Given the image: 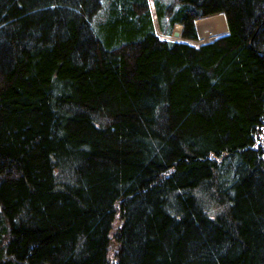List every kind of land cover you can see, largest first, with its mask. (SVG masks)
I'll list each match as a JSON object with an SVG mask.
<instances>
[{
  "label": "trees",
  "instance_id": "obj_1",
  "mask_svg": "<svg viewBox=\"0 0 264 264\" xmlns=\"http://www.w3.org/2000/svg\"><path fill=\"white\" fill-rule=\"evenodd\" d=\"M0 264H264V0H0Z\"/></svg>",
  "mask_w": 264,
  "mask_h": 264
},
{
  "label": "rangeland",
  "instance_id": "obj_2",
  "mask_svg": "<svg viewBox=\"0 0 264 264\" xmlns=\"http://www.w3.org/2000/svg\"><path fill=\"white\" fill-rule=\"evenodd\" d=\"M207 17H209V16H207ZM207 17L200 18L199 20L205 19ZM218 17H219V19H222V21H224V18H223L222 15H218ZM224 23H225V21H224ZM211 25H214V27H212ZM203 27H202L203 29H206V28L207 29L209 28V30L212 29L213 34L212 35H209V36H205V38H202V37H200L201 35H199V38H198L199 40L197 41V43H203V42L210 41L214 37H217L220 34L225 33L227 31L226 29L223 30V27L220 28L217 24H210V25H208L206 27L205 26H203ZM175 29H177L178 31H180L181 30V27H176ZM156 30H157L158 33H160V31H159L158 28H156ZM201 31H202V29H201ZM168 39H170V40H178V41L182 40V38H180V37H173V36H168Z\"/></svg>",
  "mask_w": 264,
  "mask_h": 264
},
{
  "label": "bare ground",
  "instance_id": "obj_3",
  "mask_svg": "<svg viewBox=\"0 0 264 264\" xmlns=\"http://www.w3.org/2000/svg\"><path fill=\"white\" fill-rule=\"evenodd\" d=\"M210 24H217L220 28L223 27V30L226 29V25H225L224 21H222V19H219V17H217L216 14H215V16L212 15V16H209V17H207L205 19L199 20L196 23V26H197V28L199 30L202 29L203 35L206 34L208 36V35H212L213 34V31H212V29L209 30V28L208 29L207 28L206 29H203L204 28L203 26L206 27V26H208ZM211 26L214 27V25H211ZM176 27H179V26L176 25ZM207 31H208V33H206Z\"/></svg>",
  "mask_w": 264,
  "mask_h": 264
},
{
  "label": "water",
  "instance_id": "obj_4",
  "mask_svg": "<svg viewBox=\"0 0 264 264\" xmlns=\"http://www.w3.org/2000/svg\"><path fill=\"white\" fill-rule=\"evenodd\" d=\"M172 34H173L174 37H179L180 31L174 30Z\"/></svg>",
  "mask_w": 264,
  "mask_h": 264
},
{
  "label": "crops",
  "instance_id": "obj_5",
  "mask_svg": "<svg viewBox=\"0 0 264 264\" xmlns=\"http://www.w3.org/2000/svg\"><path fill=\"white\" fill-rule=\"evenodd\" d=\"M218 15H221V14H216L217 17H218ZM213 16H215V15H213Z\"/></svg>",
  "mask_w": 264,
  "mask_h": 264
}]
</instances>
